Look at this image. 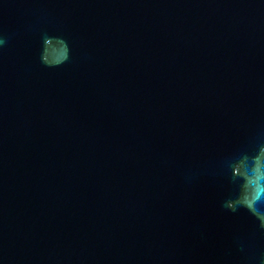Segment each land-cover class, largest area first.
Wrapping results in <instances>:
<instances>
[{
    "label": "clouds",
    "instance_id": "obj_1",
    "mask_svg": "<svg viewBox=\"0 0 264 264\" xmlns=\"http://www.w3.org/2000/svg\"><path fill=\"white\" fill-rule=\"evenodd\" d=\"M258 198L264 199V194L258 193ZM224 205L232 211H236L238 206L243 208L247 207L252 213V215H254L258 219L260 226L264 227V211H262L260 208L253 207L252 205L248 204V202L245 200H237L234 204L226 203ZM260 264H264V258L260 259Z\"/></svg>",
    "mask_w": 264,
    "mask_h": 264
}]
</instances>
